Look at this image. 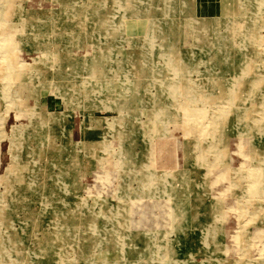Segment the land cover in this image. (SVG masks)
Instances as JSON below:
<instances>
[{
	"label": "rangeland",
	"instance_id": "rangeland-1",
	"mask_svg": "<svg viewBox=\"0 0 264 264\" xmlns=\"http://www.w3.org/2000/svg\"><path fill=\"white\" fill-rule=\"evenodd\" d=\"M0 264H264V0H0Z\"/></svg>",
	"mask_w": 264,
	"mask_h": 264
},
{
	"label": "bare ground",
	"instance_id": "bare-ground-1",
	"mask_svg": "<svg viewBox=\"0 0 264 264\" xmlns=\"http://www.w3.org/2000/svg\"><path fill=\"white\" fill-rule=\"evenodd\" d=\"M239 88H240V87L237 86L236 88L233 89L234 95H235V93H236V94L238 93V89H239Z\"/></svg>",
	"mask_w": 264,
	"mask_h": 264
}]
</instances>
